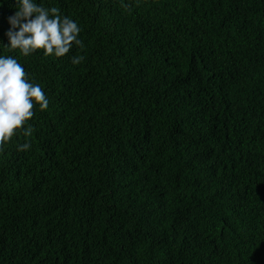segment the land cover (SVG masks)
Returning a JSON list of instances; mask_svg holds the SVG:
<instances>
[{
    "label": "trees",
    "instance_id": "16d2710c",
    "mask_svg": "<svg viewBox=\"0 0 264 264\" xmlns=\"http://www.w3.org/2000/svg\"><path fill=\"white\" fill-rule=\"evenodd\" d=\"M37 3L83 48L0 50L49 100L0 152V264H264V0Z\"/></svg>",
    "mask_w": 264,
    "mask_h": 264
},
{
    "label": "clouds",
    "instance_id": "9594fccd",
    "mask_svg": "<svg viewBox=\"0 0 264 264\" xmlns=\"http://www.w3.org/2000/svg\"><path fill=\"white\" fill-rule=\"evenodd\" d=\"M12 7L14 11L7 18L9 28L4 32L7 42L0 41L3 52L27 57L42 50L44 56L61 58L74 45L83 48L81 27L74 19L61 15L57 7H44L37 0H12ZM70 59L77 65L83 57ZM48 104L44 90L30 81L18 59L0 53V152L21 132L31 137L34 129L28 122L35 115L34 109L44 111ZM30 148V140L17 146L18 151Z\"/></svg>",
    "mask_w": 264,
    "mask_h": 264
}]
</instances>
